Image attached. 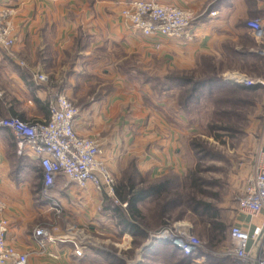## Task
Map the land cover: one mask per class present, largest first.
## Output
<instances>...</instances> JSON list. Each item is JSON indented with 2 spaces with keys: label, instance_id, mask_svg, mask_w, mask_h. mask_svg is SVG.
<instances>
[{
  "label": "crops",
  "instance_id": "obj_1",
  "mask_svg": "<svg viewBox=\"0 0 264 264\" xmlns=\"http://www.w3.org/2000/svg\"><path fill=\"white\" fill-rule=\"evenodd\" d=\"M127 1L0 0L13 10L15 54L4 59L0 53V118L45 119L46 88L62 91L80 109L76 133L99 143L111 171L134 157L141 173L160 177L184 166L182 138L189 129L184 115L163 100L167 94L152 90L149 79L193 69L205 58L221 73L249 70L252 79L264 80V54L257 52L264 44L258 45L246 26L264 15V0H146L190 11L194 36L188 41L131 31L120 15ZM37 74L46 82H38ZM258 91L254 110L263 118L264 136V89ZM41 189L37 161L18 154L12 133L0 128L6 239L27 254V264H125L117 244L127 231L104 209L108 198L91 183L79 189L59 175L51 191L62 208L56 217ZM54 218L57 229L41 247L33 231ZM247 220L236 212L233 223ZM73 242L85 246L82 256L74 254ZM185 258L173 245L159 243L144 250L141 264H186ZM226 262L207 257V264Z\"/></svg>",
  "mask_w": 264,
  "mask_h": 264
},
{
  "label": "built area",
  "instance_id": "obj_2",
  "mask_svg": "<svg viewBox=\"0 0 264 264\" xmlns=\"http://www.w3.org/2000/svg\"><path fill=\"white\" fill-rule=\"evenodd\" d=\"M12 15V9L0 5V48L6 52H10L14 45ZM120 15L131 31L143 36L161 35L185 41L194 36L190 30L192 13L173 5L129 0ZM246 26L255 42L263 45L264 15L247 21ZM257 52L264 54V47ZM221 77L223 81L240 87L264 86V80L252 79L237 71L222 73ZM36 80L46 82L47 79L45 75L37 74ZM46 90L49 99L45 119L0 118V128H7L12 133L17 153L30 155L37 161L42 172L41 195L49 201L56 217L61 216L62 208L51 191L57 177L63 175L79 189L91 183L111 204L125 208L126 203H121L115 196V179L101 157L99 143L93 138L78 135L74 129V121L80 113L78 106L62 91ZM234 178L236 212L248 216V220L242 225L233 223L229 226L227 246L215 252L207 250L193 233L189 221L176 220L158 231H148L147 238L133 250L130 259L122 255L132 247V236L124 232L117 247L124 250L120 256L125 259V264H141L144 250L159 243L173 245L190 259V264H207L210 255L227 260L225 264H264V136L255 149L251 163L244 164ZM6 207L0 197V264H27V254L17 250L6 239L9 225L5 217ZM56 229L54 218L49 226L36 227L33 237L44 247L46 241L53 237L51 230ZM73 245L74 254L82 256L85 246L75 242Z\"/></svg>",
  "mask_w": 264,
  "mask_h": 264
},
{
  "label": "trees",
  "instance_id": "obj_3",
  "mask_svg": "<svg viewBox=\"0 0 264 264\" xmlns=\"http://www.w3.org/2000/svg\"><path fill=\"white\" fill-rule=\"evenodd\" d=\"M220 73L210 59L204 58L202 65L198 64L193 69L170 70L164 77H154L149 82L157 94H167L168 101L173 102V108L185 117L189 118L196 108L210 106L209 117L212 120L206 124V134L218 138L215 132L233 130L223 123V118L233 114L234 126H237L238 119L247 116L245 109L255 107L256 100L261 98L258 90L264 89L261 85L240 87L229 84L223 81ZM189 145L198 165L203 159L219 156L211 150L205 139L193 138ZM197 173V169L190 170L188 175L180 177L169 170L160 177H150L138 170L134 157L127 159L114 185L116 198L126 203V207L110 202L105 204L104 209L110 210L121 230L132 236L131 252L143 242L142 239L147 238L148 231H158L167 226L169 221L166 220V214L177 208L180 209L174 218L179 219L185 211H189L200 219L209 243L222 238L225 227L215 219V207L196 195L202 188V179ZM180 188L184 190L180 191ZM208 223L210 227H207ZM185 259L186 264L190 263L188 257Z\"/></svg>",
  "mask_w": 264,
  "mask_h": 264
},
{
  "label": "rangeland",
  "instance_id": "obj_4",
  "mask_svg": "<svg viewBox=\"0 0 264 264\" xmlns=\"http://www.w3.org/2000/svg\"><path fill=\"white\" fill-rule=\"evenodd\" d=\"M0 53L2 54V57H4V59H14L13 56L15 54L13 52V49L10 52H6L0 48ZM225 72L235 71H224L222 73ZM237 72L243 73L249 78H251L250 75H252L251 71L249 70ZM163 100L167 103H171V105L173 106V102H171V100L169 102L167 97H163ZM259 101L260 98L256 100V103ZM209 108L210 106L206 107L205 105V107H202L201 109L196 108V110L192 112L189 118L184 116L185 127L189 129L187 135L182 138L184 139V146L181 158L184 161V166L182 167V169L172 171H174L180 177H183L185 175H188L190 170H198L197 174L202 179V188L200 191L196 192V195L198 197H201L205 201L210 202L215 207V219L217 220V222L223 224V226L225 227V231L222 238H216L214 239V243H209L207 238L205 237V233L203 232L205 229L204 225L200 222V219L197 216H192L189 211H185L184 215L177 219L174 218V215L176 214L178 209H180L177 208V210L168 212L166 214V220L169 222L182 219L189 221L193 226V233L206 245L207 250L215 252L222 247L227 246L228 244V228L231 224H233V219L236 214L237 191L236 187L234 186V177L235 174L244 167V164L251 163V159L255 153V149L263 138V135L261 133L263 118H257L255 116L257 112L255 111L256 107L255 110L254 107H249L247 108V110L245 109V113L247 116L245 118L240 117V119H238L239 122L237 123V126H234L233 114L230 115V117H224L223 123H225L226 126L231 127L233 130H219L218 132H215V135H217L218 138H214L211 135L206 134V131H208L206 124L209 120H212V117H209ZM178 126L180 125L178 124ZM234 128H237L238 130H234ZM193 138L205 139L207 141V144H209L211 150L216 154H219V156L210 160L203 159L200 161L199 165L196 164L197 159L189 145L191 139ZM125 166H112L111 172L115 180L118 179L120 170ZM183 190L184 188H180V191ZM207 227H210L209 223ZM122 255L124 256V258L130 259L133 256V251L131 252L130 250L127 253H123Z\"/></svg>",
  "mask_w": 264,
  "mask_h": 264
}]
</instances>
